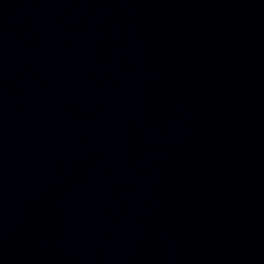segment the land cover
<instances>
[{"label":"water","instance_id":"95a60500","mask_svg":"<svg viewBox=\"0 0 264 264\" xmlns=\"http://www.w3.org/2000/svg\"><path fill=\"white\" fill-rule=\"evenodd\" d=\"M0 264H264V0H0Z\"/></svg>","mask_w":264,"mask_h":264}]
</instances>
